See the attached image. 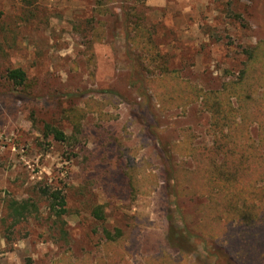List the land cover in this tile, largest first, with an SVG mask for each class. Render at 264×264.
<instances>
[{"label":"rangeland","instance_id":"374dc122","mask_svg":"<svg viewBox=\"0 0 264 264\" xmlns=\"http://www.w3.org/2000/svg\"><path fill=\"white\" fill-rule=\"evenodd\" d=\"M134 23L180 80L216 91L264 44V0H0V264H264V228L211 214L200 154L179 152L211 147L209 116L143 85ZM17 68L24 87L6 80ZM69 109L86 112L77 130ZM12 202L33 207L16 220Z\"/></svg>","mask_w":264,"mask_h":264},{"label":"trees","instance_id":"16d2710c","mask_svg":"<svg viewBox=\"0 0 264 264\" xmlns=\"http://www.w3.org/2000/svg\"><path fill=\"white\" fill-rule=\"evenodd\" d=\"M99 32L93 33V39L100 38ZM126 35L130 48L141 54L139 60L145 64L147 77H140L147 89L161 100L166 98L168 103L176 104L171 108L199 102L201 110L209 116L211 147L194 149L186 145L179 152L192 157L200 154L199 160L194 162L203 174L201 192L207 191L211 214L219 220L236 219L240 227H251L252 232L264 228V155L261 150L264 148V44L258 43L244 51L247 60L236 80L225 83L220 90L204 91L183 82L176 71L168 68L152 41L151 29L134 23L128 25ZM6 80L13 87H24L26 75L22 69H11L6 73ZM85 113L82 109H69L63 111V116L77 130ZM249 119L257 124V140L247 133L244 123ZM49 130L56 141H65L60 130L52 127ZM42 194L55 217L66 213L65 198L60 191H43ZM30 206L33 207L27 202H12L10 209L14 219L29 214ZM94 217L102 220L100 209L95 210ZM106 238L114 239L109 233Z\"/></svg>","mask_w":264,"mask_h":264}]
</instances>
